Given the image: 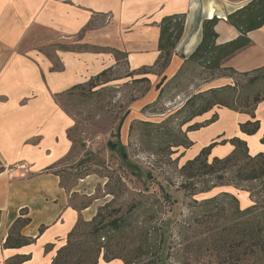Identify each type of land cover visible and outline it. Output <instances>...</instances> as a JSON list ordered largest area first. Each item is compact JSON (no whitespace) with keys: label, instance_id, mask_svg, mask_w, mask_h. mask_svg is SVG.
Segmentation results:
<instances>
[{"label":"crops","instance_id":"obj_1","mask_svg":"<svg viewBox=\"0 0 264 264\" xmlns=\"http://www.w3.org/2000/svg\"><path fill=\"white\" fill-rule=\"evenodd\" d=\"M248 1L0 0V264L18 256H29L20 264H51L78 220L90 222L101 206L100 199H94L79 207L75 195L92 194L80 191L85 179L68 188L60 171L72 159L74 143L68 134L73 120L58 103L59 95L116 69L121 61L130 72L154 68L161 19L182 14V36L162 74L170 80L199 44L202 22L215 16L216 43L232 40L238 31L226 16ZM248 37L250 45L224 60L222 68L241 74L264 67V26ZM48 49H53V59ZM224 86L233 87L232 78L218 75L204 80L201 88ZM253 114L259 123L253 135L239 128L251 120L247 113L214 106L197 116L193 123L215 119L187 133L192 145L185 150L186 158L212 143L208 158H225L234 150L228 142L233 138L245 142L251 157L264 154V99ZM18 218L29 219L20 234L33 242L4 248ZM97 264L124 263L100 258Z\"/></svg>","mask_w":264,"mask_h":264},{"label":"rangeland","instance_id":"obj_2","mask_svg":"<svg viewBox=\"0 0 264 264\" xmlns=\"http://www.w3.org/2000/svg\"><path fill=\"white\" fill-rule=\"evenodd\" d=\"M52 51L47 55L53 59ZM144 70L130 72L121 61L101 78L107 83L78 88L57 99L73 120L68 132L74 143L72 159L60 170L66 186L85 179L80 191L92 194H76V205L94 199L101 204L92 223L80 219L73 250L96 243L109 256L137 264H258L264 254L256 257L249 248L255 227L252 234L248 228L242 243L237 226L255 217L264 225V186L259 180L241 179L246 162L238 160L211 174H204L199 163L189 179L182 169L193 159L185 156L189 126L204 124L188 118L215 99L212 89L201 88L209 75L188 63L167 80L165 69L156 66L148 71L156 77L153 82L141 76ZM232 80V88L217 93L223 101L243 108L252 104L255 94L264 96V71L233 75ZM115 133L140 174L108 150L107 142L117 141ZM213 159L207 157V163ZM254 204L253 214L237 212ZM261 235L264 238V227Z\"/></svg>","mask_w":264,"mask_h":264},{"label":"trees","instance_id":"obj_3","mask_svg":"<svg viewBox=\"0 0 264 264\" xmlns=\"http://www.w3.org/2000/svg\"><path fill=\"white\" fill-rule=\"evenodd\" d=\"M185 16L182 14L179 15H171L165 16L161 19L159 23L160 34L158 38V51L160 55L154 65V67L158 66L162 69H165L171 59L173 50L180 40L183 31ZM218 19L214 16L210 19L204 20L202 22V32H201V40L199 44L196 46L194 51L189 55V57L185 60V64L192 63L197 67L202 69L205 73L209 75L208 78H214L215 76L222 75L228 76L233 79V75L237 76H245L251 73H241L238 74L232 69L222 68V63L224 60L228 59L236 52L246 48L250 45L251 41L248 37V33L254 30H257L264 26V0H249L244 6L235 10L226 16V22L235 28L238 31L237 37L232 40H229L224 43H216V39L218 34L216 33L214 27L216 26ZM184 64V65H185ZM183 68V67H182ZM151 69V68H150ZM146 70V71H145ZM141 74H148L149 69H145ZM182 69H180L181 71ZM113 70L108 69L104 70L95 77L91 78L88 82L84 84L77 85L67 91L66 93L82 88L89 87L90 89H94L99 85L105 84L108 81L103 80L101 78L106 77L108 73H111ZM179 71V72H180ZM264 71V67L253 71L252 73ZM135 75V73H132ZM145 78H141L143 80ZM250 81V80H249ZM159 85V84H158ZM225 88H232L228 86H224L218 89L210 90L211 96H214L215 99H208L206 103L200 107L199 109H195L191 112L188 120H192L194 117L200 116L203 113L209 111L214 106H223L227 107L234 111H241L250 115L251 120L240 124L239 128L243 134L253 135L258 130L259 123L254 118L253 111L256 105L264 99V96H261L259 93L255 94L252 98V104L247 105L243 108H240L238 105H234L235 103L231 100L230 102L223 101V99L219 98L217 94L219 91L224 90ZM161 92V91H160ZM60 96V95H59ZM249 108V109H248ZM215 117H212L209 121L204 124H208L213 122ZM202 125L192 124L189 126V131H194L202 127ZM69 134V133H68ZM117 138V141H108L107 148L109 151L116 153L124 163V165L132 172V173H141L140 169L132 164L126 153V149L122 144L119 143V133H115L114 135ZM71 139V138H70ZM222 141L221 143H224ZM228 142L234 146V150L231 154L226 156L225 158L218 159L214 158L211 163H207V157L211 148L216 144L212 143L209 146L203 148L197 156H195L192 160L186 162L183 166V170L188 173V179L192 178L194 175L195 165L202 163L203 168L206 170L204 174L215 173L218 169H226L230 163H235L238 160L243 159L246 162V173L242 174V180H250L256 181L259 180L261 185L264 186V154L259 153L253 157L248 155L247 147L244 141L233 138L228 140ZM260 142L264 144V134L260 139ZM192 145L190 141L187 142L185 148H189ZM243 149V151H242ZM1 170V169H0ZM236 200V199H233ZM237 202V201H236ZM257 210V205L254 204L251 207H248L244 210L237 209L239 215H250L253 214ZM98 214V213H97ZM96 216L89 222L92 223ZM24 215V213H23ZM256 216V215H255ZM254 216V217H255ZM76 223L73 230L68 234L66 245L60 248L56 252V256L53 258L51 264H97L99 257L101 256L102 260L109 262L111 260H121L124 264H137L134 259H123L118 256H109L107 251H103V246L97 245L93 243L92 246H88L82 248L79 245V249L77 251L73 250V237L77 234V229L79 226V222ZM29 223L28 218H18L14 221L12 226L9 229L8 236L6 237L3 247L4 248H20L22 246L29 245L33 242V239L24 237L20 234V231L23 227H25ZM88 223V222H87ZM113 224H117V221H113ZM239 236L242 240L245 238L246 231L250 228V232L252 234V227H255L256 232L253 235H250L251 245L250 250L251 254L259 257V254H264V238L261 235V228L264 227L262 223L259 221L258 217H255L253 220L249 221H241L239 225ZM16 230L15 238L13 239L12 231ZM41 232V230H40ZM95 232L90 233L93 235ZM74 251V253H73ZM29 259V256H18L12 259L8 264H20ZM258 264H264V257L260 258Z\"/></svg>","mask_w":264,"mask_h":264}]
</instances>
